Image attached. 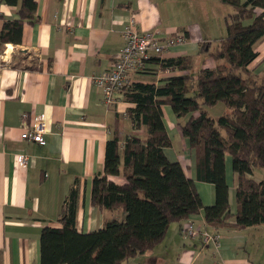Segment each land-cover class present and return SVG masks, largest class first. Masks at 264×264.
Segmentation results:
<instances>
[{
  "label": "crops",
  "instance_id": "0c3cea01",
  "mask_svg": "<svg viewBox=\"0 0 264 264\" xmlns=\"http://www.w3.org/2000/svg\"><path fill=\"white\" fill-rule=\"evenodd\" d=\"M36 2L38 19L25 20L21 42H7L0 54V264H41L42 230L61 225L64 202L73 187L78 190L76 225L80 232L103 228L112 219H125L121 209L93 204V179L105 173L106 145L116 127L122 144L132 133L145 138L146 127L135 128L128 117L134 104L123 97L108 107L93 77L110 69L125 44L124 29L129 21L134 18L140 30H154L162 37L185 35L184 43L171 47L161 58L192 55L196 69L213 68L217 62L212 57L201 60V44H210L212 50L218 46L227 33L225 17L232 11L220 0ZM18 18V7L0 0V33L7 20ZM256 50L258 58L249 69L263 73L264 39ZM182 73L177 68L163 69L154 60L147 71L131 72L129 81L162 84L165 78ZM216 110L223 113L225 107ZM163 111L172 139L166 155L179 161L195 180L204 205H213L216 188L197 178L195 150L180 126L185 119H178L170 105H164ZM25 112L32 118L45 115V143L21 138L28 122L23 118ZM20 153L29 157L26 166L18 164ZM226 174L228 226L208 225L202 209L171 223L162 242L123 264H264V223L235 225L238 176L231 156L226 158ZM253 177L260 181L264 169H256ZM110 178L119 183L125 180L122 176ZM188 220L201 232H217L219 240L205 243L201 236H184L181 230Z\"/></svg>",
  "mask_w": 264,
  "mask_h": 264
},
{
  "label": "trees",
  "instance_id": "16d2710c",
  "mask_svg": "<svg viewBox=\"0 0 264 264\" xmlns=\"http://www.w3.org/2000/svg\"><path fill=\"white\" fill-rule=\"evenodd\" d=\"M18 7L20 18L7 20L0 33V54L7 42L22 40L25 20L38 19L36 0H2ZM232 7L225 17L227 33L215 49L201 44L217 65L195 68L194 57H152L163 69H180L162 84L132 81L122 92L134 104L128 117L146 137L127 135L122 144L118 127L107 141L105 173L96 174L92 201L96 206L126 213L103 228L80 232L77 228L78 190L73 187L64 202L60 226L43 228L41 264H123L162 242L173 222L205 210L213 227L228 226L230 218L226 158L232 157L238 176L236 189L238 227L264 223V71L249 69L258 58L256 44L264 39V0H220ZM208 44V46H207ZM149 67L141 70L145 72ZM222 103L225 111L210 115L208 108ZM170 105L183 135L195 150L198 180L211 182L216 201L205 206L196 182L179 161L166 155L172 146L163 106ZM110 176H122V183Z\"/></svg>",
  "mask_w": 264,
  "mask_h": 264
},
{
  "label": "built area",
  "instance_id": "2783aa9c",
  "mask_svg": "<svg viewBox=\"0 0 264 264\" xmlns=\"http://www.w3.org/2000/svg\"><path fill=\"white\" fill-rule=\"evenodd\" d=\"M124 38L125 44L120 48L110 69L93 77V82L101 90L103 101L108 107L115 106L123 97L122 90L130 83L131 72H139L149 67L152 57H161L171 47L186 41L185 35L181 33L162 37L154 30H140L134 18L126 25ZM23 118L28 122L21 133V138L40 144L45 143L44 135L48 129L45 115L38 114L32 118L28 112H25ZM17 159L20 166H26L29 162L28 155L24 153L18 154ZM181 232L189 238L201 236L205 243L219 240L217 232L208 230L201 232L192 220L184 224Z\"/></svg>",
  "mask_w": 264,
  "mask_h": 264
},
{
  "label": "rangeland",
  "instance_id": "374dc122",
  "mask_svg": "<svg viewBox=\"0 0 264 264\" xmlns=\"http://www.w3.org/2000/svg\"><path fill=\"white\" fill-rule=\"evenodd\" d=\"M229 8L232 10V7L229 6ZM202 54H204V55L201 57V60L205 59V58L208 56L206 53H202ZM220 107H222V109H223L224 106H223L222 103H219V105L216 106V108H215L214 111L211 110V109H212L211 107L208 108V110L210 111V113H211L212 115L215 114L214 116H218V114H221V113H219L220 111H219V110H216V109H220Z\"/></svg>",
  "mask_w": 264,
  "mask_h": 264
}]
</instances>
